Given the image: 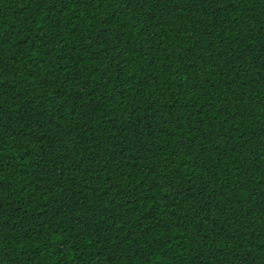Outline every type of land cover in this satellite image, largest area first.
<instances>
[{"label": "trees", "instance_id": "1", "mask_svg": "<svg viewBox=\"0 0 264 264\" xmlns=\"http://www.w3.org/2000/svg\"><path fill=\"white\" fill-rule=\"evenodd\" d=\"M0 264H264V0H0Z\"/></svg>", "mask_w": 264, "mask_h": 264}]
</instances>
